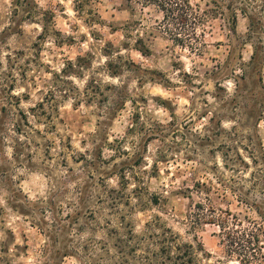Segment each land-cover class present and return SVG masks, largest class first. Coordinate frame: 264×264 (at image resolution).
Here are the masks:
<instances>
[{"label": "clouds", "instance_id": "clouds-1", "mask_svg": "<svg viewBox=\"0 0 264 264\" xmlns=\"http://www.w3.org/2000/svg\"><path fill=\"white\" fill-rule=\"evenodd\" d=\"M0 264H264V0H0Z\"/></svg>", "mask_w": 264, "mask_h": 264}]
</instances>
